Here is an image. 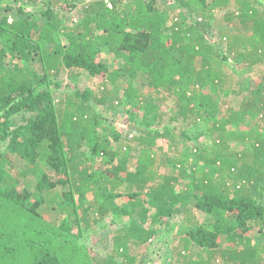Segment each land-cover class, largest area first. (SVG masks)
<instances>
[{
	"label": "trees",
	"instance_id": "16d2710c",
	"mask_svg": "<svg viewBox=\"0 0 264 264\" xmlns=\"http://www.w3.org/2000/svg\"><path fill=\"white\" fill-rule=\"evenodd\" d=\"M174 1L179 11L169 16L146 0H109L111 7L90 0L82 19L65 26L53 8L66 1L42 0L43 25L23 8L19 19L0 20V197L16 214L0 227V257L65 264L72 228L89 232L109 215L136 213L140 224L124 227L112 258L95 264H118V257L137 264L132 247L158 238L154 221L179 213L186 234L174 241L176 264H264V244L249 235L264 232V84L242 88L224 69L236 75L240 66L246 74L264 65V8L256 0ZM216 11L233 33H214ZM104 47L121 67L99 61ZM38 57L42 73L23 66ZM64 73L71 83L102 78L80 97L59 79ZM139 79L148 92L136 86ZM59 89L66 94L57 110ZM92 100L114 112L122 104L129 131L106 125ZM15 115L24 116L14 129ZM195 126L200 131L189 132ZM202 137L211 145L200 146ZM17 160L25 165L16 167ZM51 172L63 178L51 183ZM181 181L187 184L179 191ZM195 211L206 215L204 223Z\"/></svg>",
	"mask_w": 264,
	"mask_h": 264
},
{
	"label": "rangeland",
	"instance_id": "374dc122",
	"mask_svg": "<svg viewBox=\"0 0 264 264\" xmlns=\"http://www.w3.org/2000/svg\"><path fill=\"white\" fill-rule=\"evenodd\" d=\"M40 1L38 5L33 6L30 4L24 5L21 1L16 0H0V20L2 18H8L10 21L15 19H19L20 15H18L17 10L19 8H23L26 10L27 13L36 16L38 19V23L40 25L45 24L48 19L45 16L46 9L42 6ZM67 3L61 6L54 7L53 10L58 14L60 17L64 16L66 20L64 21L65 26H72L73 24L79 22L82 19V10L86 4L90 2V0H65ZM148 2H152L158 9L164 11L167 15L172 16L173 13L178 12L179 8L174 0H146ZM257 3L255 4L258 8H264L262 6L264 4V0H256ZM107 5L111 7L109 0H107ZM12 6L13 11L6 10L7 6ZM189 13V12H188ZM187 13V15H188ZM191 17V13H189L188 17ZM215 18L212 21V25L214 28L215 34H222L223 32L233 33L235 31L234 24H225L224 23V13L220 11H216L214 13ZM240 25V24H239ZM243 32H247L251 34L250 31L244 25H240ZM214 41L217 40L216 37H211ZM62 41H65L62 39ZM99 61L105 64L108 68H118L123 65V60L116 59L109 53L108 48L104 47L101 51ZM42 60L40 57L36 58L34 62L23 64V66L27 69H35L38 70L40 73L43 72ZM224 69L226 71L227 77L232 81L234 84L238 86L248 87L246 83L248 82L250 90H254L258 84H264V65H260L256 67L251 73L241 74L244 69H241V66L237 68L238 74H234L233 70H231L228 66L224 65ZM102 78V77H101ZM100 77L92 78L94 82H91L89 79L86 80L83 76L78 77L73 83L70 82V78L68 77V73H64L60 80H64L65 82H69V85L72 87L76 86L79 96L81 97L82 94L89 91L95 92L101 82ZM58 79V80H59ZM143 79H139L136 83V86L142 90L143 92H148L149 89L144 83ZM54 105L58 110L60 108V101L64 98L66 94L65 89L54 90ZM250 92H247L245 95H250ZM91 95V94H90ZM78 97V96H77ZM91 102V101H90ZM167 107V106H165ZM100 113L104 115L105 119L107 120L106 125L111 126H119L124 131H129L130 123L128 115L125 113L124 106L122 104L119 105V109L114 111H108L105 108H99ZM24 115H15L11 122L13 123L12 127L15 129L19 126L23 125L22 117ZM254 127V124H252ZM248 126L242 125L239 126L241 128H247ZM189 132H199L200 126H195L189 129ZM118 131V130H117ZM101 134H104L102 132ZM120 134V131L118 132ZM192 134V133H190ZM200 146H210L211 140L208 137H202L199 141ZM159 144L168 149L169 142L167 140L160 141ZM4 148V147H3ZM17 166H24V161H18ZM24 164V165H23ZM14 166V167H15ZM96 169L102 170L104 165L101 161L96 163ZM15 167V168H16ZM130 169L133 170L135 168L134 163H130ZM18 169V168H16ZM51 177V183L59 182L60 178H63L61 175H56V173H49ZM187 182L181 181L178 183V190H182L185 188ZM66 187L64 190H67ZM23 188H20V192H22ZM195 201L190 202V207L193 208ZM131 211V209H128ZM42 218L52 224H57L50 213H48L44 208H40L38 211ZM195 215L197 218L200 219L202 223L206 221V215L200 213L199 211H195ZM16 214L14 209L9 206L5 202L4 199L0 197V227H5L6 221L15 222L14 218ZM150 221L147 223L151 225L152 218L149 217ZM149 220V219H148ZM155 227L160 228V234H158V238L153 239V242H149L145 246L141 247H132V255L139 257L137 264H176L175 258L173 256L174 246L178 245V242L175 244V239H178L181 236H184L186 233L182 230L183 226V215L182 214H175L172 217L166 220L154 221ZM131 224H140L138 214L134 213L133 215H109L104 221L101 222L100 225L92 227L89 232L82 230L80 228H72V234L70 240V248L67 249L63 254L66 256V263L65 264H95L96 260L101 259H110L114 253V238L117 234H120L124 227H128ZM7 237L9 238V232L6 233ZM249 235L255 245L264 244V232L261 233L258 229L254 228L251 229ZM1 236H0V244H1ZM221 247H226V242L221 240L220 242ZM198 248H193L191 253L195 255L198 252ZM0 255L4 256L3 252H0ZM118 264H123V259L118 257L115 259ZM29 259L26 256H18L15 257V261H12L9 256H5V258L0 257V264H27ZM222 264V261H220Z\"/></svg>",
	"mask_w": 264,
	"mask_h": 264
},
{
	"label": "crops",
	"instance_id": "0c3cea01",
	"mask_svg": "<svg viewBox=\"0 0 264 264\" xmlns=\"http://www.w3.org/2000/svg\"><path fill=\"white\" fill-rule=\"evenodd\" d=\"M84 78H85L86 80H88L87 77H84ZM91 102H92V105H93V106H96V107H97V110L100 111L99 108H102V106L94 105V100H92Z\"/></svg>",
	"mask_w": 264,
	"mask_h": 264
},
{
	"label": "built area",
	"instance_id": "2783aa9c",
	"mask_svg": "<svg viewBox=\"0 0 264 264\" xmlns=\"http://www.w3.org/2000/svg\"><path fill=\"white\" fill-rule=\"evenodd\" d=\"M150 242H153V240H150Z\"/></svg>",
	"mask_w": 264,
	"mask_h": 264
}]
</instances>
